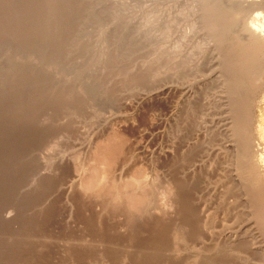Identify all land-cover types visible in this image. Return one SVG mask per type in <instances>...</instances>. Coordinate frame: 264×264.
Here are the masks:
<instances>
[{"label": "rangeland", "instance_id": "rangeland-1", "mask_svg": "<svg viewBox=\"0 0 264 264\" xmlns=\"http://www.w3.org/2000/svg\"><path fill=\"white\" fill-rule=\"evenodd\" d=\"M100 1L97 7L88 5L89 10L102 15L95 25L86 26L83 33L97 44L86 46L87 50H91L88 51L91 53L89 57H84L87 50L78 46L79 41L77 44L53 45L52 50L44 46L39 52L19 47L14 42L7 43V37L0 36V67H7L8 70L22 67L26 74L22 83L13 78L0 87L3 92L0 93V264H120L123 263L122 256L126 258L123 264H194L193 257L197 258L198 264L211 263L219 259L214 253L216 249H213L217 240L209 238L202 224L195 229L200 220L195 225L188 222L191 224L189 227L187 223L183 224L185 228L176 226L182 220L179 210L174 212V205L177 198L180 201V198L186 197L193 205L197 199L206 197L208 185L216 184L219 179L220 173L216 172L222 158L214 160L208 176L202 167L189 173L187 190L176 193L168 186L171 170L166 160L168 151L164 152L169 134L167 103L163 96L158 98L152 94L143 99L137 98L139 91L151 89V81L148 73L142 71L143 75L136 71L142 57L131 45L126 47L129 50L125 52L129 59L126 57L119 62L134 64L132 73L120 81L114 78V71L108 73L101 70L98 64V55L103 50H100L101 45L109 44L115 37H121L119 44L130 41L134 28L131 29L132 18L128 16L132 12L113 10L106 0ZM118 12L127 15L121 17ZM117 15L122 22L130 19L132 26L121 28V22L114 21ZM124 47L121 46V52L127 51ZM64 50L69 52L65 54ZM53 51H59V56H54ZM51 54V65L43 63L42 59ZM136 75L143 78H135ZM14 88L19 92L16 93ZM70 92H74L73 100L67 96ZM193 136L200 145L203 133L192 132L190 137ZM210 139L216 142L215 137ZM260 142L264 146V137ZM103 145L113 146V151L98 158L97 150ZM186 152L187 161L210 162L203 156L200 146L195 153H189L188 149ZM92 165L96 167L97 176H106L107 184L117 182L115 185L121 187L132 174L146 179V185L152 184L148 187L152 203L147 210L152 220L149 225L141 215L124 214L123 206L118 205L111 194L102 195L96 188L89 191L83 187L87 167ZM125 176L129 177L125 179ZM127 217L135 222L142 218L143 222L134 224ZM175 232L182 234V243L175 240ZM183 241L185 245H182ZM201 257L204 259L201 260ZM222 257V264H242L231 254L228 258Z\"/></svg>", "mask_w": 264, "mask_h": 264}, {"label": "bare ground", "instance_id": "bare-ground-1", "mask_svg": "<svg viewBox=\"0 0 264 264\" xmlns=\"http://www.w3.org/2000/svg\"><path fill=\"white\" fill-rule=\"evenodd\" d=\"M106 1L113 10L122 13L132 12L128 13V16L132 18L131 29L134 28V34L129 33L133 37L130 36L132 39L126 43L122 41L119 44L118 39L121 37L117 39L115 37L109 44L104 42L105 45H101L100 49L103 50L100 54L98 53L100 57L98 64L103 71L108 73L114 71V78L121 81L135 69L134 64L132 66L119 62L126 57L127 60L129 59L128 53L125 54L129 47L127 49L126 47L131 45V48H135L141 55L142 59L137 64L136 71L148 73L151 89L141 90L139 93L133 89V93L139 94L138 99L151 94L158 98L163 96L167 103L169 134L166 136L168 146L165 145L167 149L164 152L168 151L166 160L168 165L170 163L169 170H171L168 186L170 185L176 193L187 190L189 173H194L196 168L202 167L205 175L208 176V170L213 169L214 160L218 157L222 158V164L218 163L216 172L220 173L217 185L215 182L208 185L206 197L197 199L193 205L188 203L186 197L180 198V201L179 198L176 199L174 212L178 209L182 220V223L177 222L176 226L184 227L187 223L189 227L191 224L195 225L197 220L201 221L200 224L197 221L195 229L202 224L203 231L209 234V238L214 237V240H217L214 241L213 249H216L214 253L218 254L219 259H214L208 264H222L224 262L222 256L228 258L230 254L242 264H264V146L260 144V139L264 137V0ZM100 3V0L99 2L98 0H0V36L7 37V43L14 42L19 47L39 52L44 46L52 50L53 45L61 43L74 44L75 42L77 44L79 41L78 46L84 48L95 45L96 42L93 41V44L92 38L83 33L86 26H91V23L95 25L97 19L102 16L100 13L89 10L88 5L97 7L96 4ZM121 12H118L119 16L127 15ZM114 21H120L118 15ZM120 22L121 28L124 29L131 25L130 19ZM99 32L103 35L101 31ZM121 46H125L124 49L127 51L121 52ZM64 51L65 54L69 52ZM88 51L91 50H87L84 57L91 56ZM54 52L53 55L56 56L59 51ZM42 62L51 65L52 54L47 55ZM24 75L26 74L23 73L22 67L8 70L7 67L1 66L0 87L8 79L13 78L22 83L25 79ZM138 77L143 78L142 75ZM18 92L16 90V93ZM73 93L67 94L69 100L74 99ZM196 131L202 132L204 136L200 145L195 141L196 137H190V134ZM212 137H215L216 142L211 141ZM111 138L114 139L112 136ZM199 146L202 147L203 156L210 161L207 164L196 163L194 159L186 160V150L188 149L189 153H195ZM112 147L111 145L101 146L97 150L98 158L100 155L111 152ZM160 153L162 154V151ZM87 169L84 183L82 182L85 189L90 191L96 188L102 195L111 194L116 203L123 206L121 209L124 214L141 215L148 225L151 223L152 220L147 215V210L150 208L148 189L150 184L146 185V179L133 175L132 170V175L129 174V178L125 176V179H128L119 187L115 185L116 181L115 184H107L105 175L97 176L94 165ZM43 173L45 174L44 170ZM165 181L167 183V180ZM169 190L171 191V188ZM130 219L133 220L129 217L128 220ZM137 220L138 223L143 222L142 218ZM174 237L175 240L181 241L182 234L175 232ZM184 241L182 245H185ZM122 258L124 263L125 257L122 256ZM194 258V264H198L199 261Z\"/></svg>", "mask_w": 264, "mask_h": 264}]
</instances>
